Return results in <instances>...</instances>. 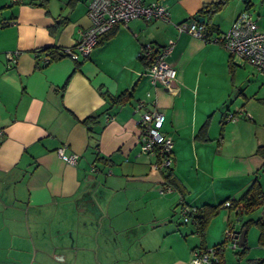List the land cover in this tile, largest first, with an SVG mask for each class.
Returning a JSON list of instances; mask_svg holds the SVG:
<instances>
[{
	"label": "crops",
	"instance_id": "0c3cea01",
	"mask_svg": "<svg viewBox=\"0 0 264 264\" xmlns=\"http://www.w3.org/2000/svg\"><path fill=\"white\" fill-rule=\"evenodd\" d=\"M145 1L164 4L171 19L118 23L87 59L65 55L40 65L35 50L63 49L79 40L91 23L89 0H0V201L13 210L53 212L59 261L98 259L92 237L68 231L93 223L126 238L115 250L103 251L116 264H190L201 237L193 222L180 217L182 206L238 198L257 175L264 190L257 151L264 144V74L237 56L231 68V54L221 43L176 27L218 0ZM246 9L264 30V0H230L216 13H203L210 35L228 30ZM170 39L176 41L168 56L178 70L175 91L154 86L141 57L146 43L158 49ZM15 50L21 54L11 64L6 53ZM123 93L129 99L111 103ZM151 96L166 116L163 133L173 138L172 166L180 189H166L162 170L153 168L156 155L141 149V112L135 106ZM239 108L252 116L239 111L236 121L226 119ZM99 113L98 122L90 123L92 132L84 120ZM61 147L78 154V162L64 160ZM262 213L238 215L223 207L210 221L204 245L223 242L227 226L241 230L244 220ZM27 224V235L38 243ZM249 232L247 252L225 247L219 264H258L264 245L259 233L252 243Z\"/></svg>",
	"mask_w": 264,
	"mask_h": 264
},
{
	"label": "built area",
	"instance_id": "2783aa9c",
	"mask_svg": "<svg viewBox=\"0 0 264 264\" xmlns=\"http://www.w3.org/2000/svg\"><path fill=\"white\" fill-rule=\"evenodd\" d=\"M21 2L22 0H11ZM88 14L90 25L81 31L79 40L72 46L63 47L62 51L75 61L87 59L95 50L100 37L110 31L114 25L121 23L127 25L131 20L143 18L145 20H166L169 21L170 11L159 1L146 2L145 0H89ZM176 27L180 33L188 32L203 40L221 43L231 55L237 56L250 64H253L262 74H264V30H261L257 21L248 9L242 11L233 21L230 28L220 32L216 36L210 35V30L205 22L198 19L184 20ZM175 39H170L166 45L155 49L152 43H146L141 51L142 59H150L146 66L145 73L152 78V84H161L170 91H175L177 87V68L168 60L172 53ZM156 50V52H155ZM21 51L15 50L6 53V57L11 64H16ZM50 56L45 55L42 63H48ZM150 94V93H149ZM135 109L141 112L138 119L140 128V145L145 153L155 154L157 160L153 163V168L165 170L173 164V138L165 134L162 127L165 121V113L158 106L157 98L151 96L148 102L140 100ZM246 116L252 114L244 109L227 113L226 119L237 120V112ZM3 138V130L0 128V143ZM60 156L68 163L76 164L79 155L76 153H66L65 148L58 150ZM95 169V168H93ZM172 185L168 184L170 190ZM232 201L227 200L224 206H231ZM195 208L182 206L181 215L185 222H193L192 214ZM241 238V230L230 226L226 228L224 247L231 246L237 248ZM220 256L213 247H197L191 251L190 264H219Z\"/></svg>",
	"mask_w": 264,
	"mask_h": 264
},
{
	"label": "rangeland",
	"instance_id": "374dc122",
	"mask_svg": "<svg viewBox=\"0 0 264 264\" xmlns=\"http://www.w3.org/2000/svg\"><path fill=\"white\" fill-rule=\"evenodd\" d=\"M21 193L23 194V191H21ZM19 205L22 206L21 204ZM26 212L27 211L24 209L16 208L13 210L9 207L5 208L3 202L0 201V264H69L68 261H59V257L56 255V251L58 253L59 248L56 246L57 232H55V230L57 228L53 223V212L43 211L42 213H38L33 209ZM179 214L181 215L180 211ZM27 217L29 222H27ZM86 217L88 218L89 215ZM180 217H182V215ZM27 223L30 225L29 231L36 237L38 243L33 242L32 235H30V237L27 235ZM37 224H39V226ZM100 228L101 226L92 223L91 225H87V229L85 230H81L75 225L68 231L74 236L79 231H85L84 233H86V235L93 238V242L95 241V248H99V257L94 260L93 264H116V262H112L109 257L107 259L103 251L107 249L110 251L115 250L121 241L123 243L126 242V238L116 236L114 234V228L112 229L107 225L102 229ZM226 228H228V226ZM225 231L226 229L224 230V234ZM258 233L256 226L250 227L249 238L252 243L256 242ZM97 235L98 243H96ZM72 247L80 248L81 246L72 244ZM226 248L229 250L233 249L231 246H227ZM80 252L84 253L82 249ZM82 263L81 261V264Z\"/></svg>",
	"mask_w": 264,
	"mask_h": 264
},
{
	"label": "trees",
	"instance_id": "16d2710c",
	"mask_svg": "<svg viewBox=\"0 0 264 264\" xmlns=\"http://www.w3.org/2000/svg\"><path fill=\"white\" fill-rule=\"evenodd\" d=\"M229 1L230 0H218L216 2L209 3L197 12L198 16L195 18L198 19L200 16H205L203 13L206 12V10L212 14L216 13V12L220 11L221 9H223L229 3ZM246 2H248V0H246ZM195 18H193V19H195ZM205 23L208 26L209 30H211L210 25L207 22H205ZM109 34H110V31H108L107 33L102 35L100 37L99 42L104 40V38L108 37ZM155 52H156V50H155ZM34 54L36 55L37 64H40V65L47 64V63H45V64L42 63V58L45 55L50 56L49 62H51L55 59L61 58V57L66 55L62 51V49H60L56 46H47V47L37 49L34 51ZM232 58H233V55H231L230 61H229V65L231 68L233 67ZM150 61H151V58L145 59V62L147 64H149ZM127 99H129V95L123 93V94H120V95L115 96V97L112 96L111 97V103L119 104V103L125 102ZM102 115H103V113H99L95 116L87 117L84 120V122L89 126V128L92 132L94 130V126H92L90 123L91 122H93V123L98 122V120L100 119V117ZM206 126L207 125H205V127ZM220 138H222V136ZM257 151L263 158V163H262L261 169L264 171V144L258 146ZM162 172L165 176L167 183H169L170 185H172L176 188H179V189L181 188V185L179 184V181L177 180V178L175 176L173 166H170V167L166 168L165 170H162ZM227 200L232 201L231 206H229L230 210L236 211V213L238 215H252L253 213H255L259 209L263 210V213L261 216H259L257 218L250 217V218H247L246 220H244L242 223V226H241V230L246 229V236H247V232L250 229V227L256 226L259 230L258 243L260 245H264V190H263L262 184L259 180V176L257 175L254 178V180L252 181V183L249 185V187L238 198H227L226 200H224L223 202H221L217 205L203 204V205L195 208V211L192 214V216L194 218L193 223L196 226V231L198 232V234L201 237V245L200 246L201 247L206 246V245H204V241H205V236H206V232H207V228L209 226V223L216 215H218V213L224 207V204ZM215 248H216V251L219 254V256H222L223 251L225 249L224 241L215 245ZM247 250H248V245H247V241L245 238V244L241 247V250L239 251V253H241V255H243L244 253L247 252ZM257 263L258 264H264V257L258 259Z\"/></svg>",
	"mask_w": 264,
	"mask_h": 264
},
{
	"label": "water",
	"instance_id": "95a60500",
	"mask_svg": "<svg viewBox=\"0 0 264 264\" xmlns=\"http://www.w3.org/2000/svg\"><path fill=\"white\" fill-rule=\"evenodd\" d=\"M199 21L205 22L206 16H200L198 18ZM245 238H246V229L241 230V238L238 241L239 246H243L245 244Z\"/></svg>",
	"mask_w": 264,
	"mask_h": 264
}]
</instances>
